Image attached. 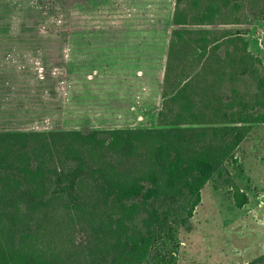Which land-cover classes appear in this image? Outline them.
I'll return each instance as SVG.
<instances>
[{
  "label": "trees",
  "instance_id": "1",
  "mask_svg": "<svg viewBox=\"0 0 264 264\" xmlns=\"http://www.w3.org/2000/svg\"><path fill=\"white\" fill-rule=\"evenodd\" d=\"M245 2L175 0L156 127L0 132V264H174L203 188L264 124L263 59L214 27Z\"/></svg>",
  "mask_w": 264,
  "mask_h": 264
},
{
  "label": "rangeland",
  "instance_id": "2",
  "mask_svg": "<svg viewBox=\"0 0 264 264\" xmlns=\"http://www.w3.org/2000/svg\"><path fill=\"white\" fill-rule=\"evenodd\" d=\"M8 3L0 5V67H21L22 86L11 113L0 110V132L157 126L175 0ZM247 5L243 23L214 27L243 31L264 61V0ZM223 173L203 188L194 230L180 229L174 264H245L264 253V124ZM237 188L248 196L241 208Z\"/></svg>",
  "mask_w": 264,
  "mask_h": 264
},
{
  "label": "crops",
  "instance_id": "3",
  "mask_svg": "<svg viewBox=\"0 0 264 264\" xmlns=\"http://www.w3.org/2000/svg\"><path fill=\"white\" fill-rule=\"evenodd\" d=\"M8 5L13 8L15 7L14 3L15 0H8ZM0 5H2V0H0ZM13 43H15V37L11 38ZM22 80H21V67H0V104L4 105V108H0L7 112L8 114L11 113L13 110L10 106L15 103V98L17 96L18 91L21 90ZM18 92V93H17ZM14 100V103H13ZM14 108V107H13ZM14 115H15V111Z\"/></svg>",
  "mask_w": 264,
  "mask_h": 264
}]
</instances>
